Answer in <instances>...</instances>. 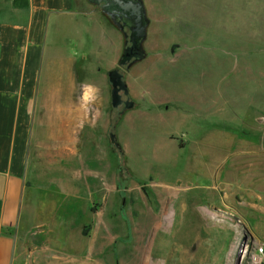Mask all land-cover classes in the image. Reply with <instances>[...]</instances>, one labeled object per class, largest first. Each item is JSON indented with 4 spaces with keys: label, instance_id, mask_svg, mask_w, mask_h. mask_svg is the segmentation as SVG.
Here are the masks:
<instances>
[{
    "label": "rangeland",
    "instance_id": "rangeland-1",
    "mask_svg": "<svg viewBox=\"0 0 264 264\" xmlns=\"http://www.w3.org/2000/svg\"><path fill=\"white\" fill-rule=\"evenodd\" d=\"M263 1L181 0L193 18L168 23L163 39L191 51L182 76L198 91L197 119L176 124L159 115L166 110L132 109L130 121L65 143L38 126L19 264L264 263V120H230L239 112L224 101L232 60L264 66Z\"/></svg>",
    "mask_w": 264,
    "mask_h": 264
},
{
    "label": "crops",
    "instance_id": "crops-1",
    "mask_svg": "<svg viewBox=\"0 0 264 264\" xmlns=\"http://www.w3.org/2000/svg\"><path fill=\"white\" fill-rule=\"evenodd\" d=\"M144 1L155 26L148 28L147 56L124 68L119 61L125 36L99 6L88 0H0V264H19L16 230L38 126L47 127L49 141L65 143L79 140L84 131L96 136L98 128L105 133L130 121L134 109L148 117L166 110L159 115L176 124L199 117L198 91L185 87L182 76L191 51L183 42L163 39L169 22L177 29L181 18L187 22L193 14L181 0ZM253 9L255 17L258 8ZM259 16L260 37L255 36L263 40V11ZM232 62L224 101L239 113L226 117L261 125L264 66L248 64L244 54ZM116 68L134 101L122 117L112 104L109 72Z\"/></svg>",
    "mask_w": 264,
    "mask_h": 264
},
{
    "label": "water",
    "instance_id": "water-1",
    "mask_svg": "<svg viewBox=\"0 0 264 264\" xmlns=\"http://www.w3.org/2000/svg\"><path fill=\"white\" fill-rule=\"evenodd\" d=\"M95 4L113 21L125 36V47L119 65L130 68L147 56L145 41L148 37V28L151 19L148 15L144 0H88ZM112 84V104L118 107L125 104V110L134 107V101L124 100L123 95H128V86L120 68L109 72ZM115 146L120 147L115 133H111ZM264 264V263H262Z\"/></svg>",
    "mask_w": 264,
    "mask_h": 264
},
{
    "label": "flooded vegetation",
    "instance_id": "flooded-vegetation-1",
    "mask_svg": "<svg viewBox=\"0 0 264 264\" xmlns=\"http://www.w3.org/2000/svg\"><path fill=\"white\" fill-rule=\"evenodd\" d=\"M123 98H124V100L130 99L129 94L123 95ZM120 107L122 108L121 109L122 111L125 110V104L124 103H122L121 105L118 106V108H120Z\"/></svg>",
    "mask_w": 264,
    "mask_h": 264
},
{
    "label": "trees",
    "instance_id": "trees-1",
    "mask_svg": "<svg viewBox=\"0 0 264 264\" xmlns=\"http://www.w3.org/2000/svg\"><path fill=\"white\" fill-rule=\"evenodd\" d=\"M121 59V58H120Z\"/></svg>",
    "mask_w": 264,
    "mask_h": 264
}]
</instances>
